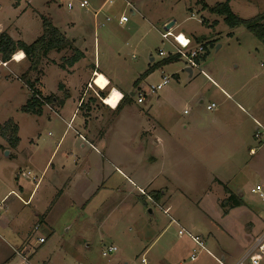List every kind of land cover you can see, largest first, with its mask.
<instances>
[{
  "label": "rangeland",
  "instance_id": "1",
  "mask_svg": "<svg viewBox=\"0 0 264 264\" xmlns=\"http://www.w3.org/2000/svg\"><path fill=\"white\" fill-rule=\"evenodd\" d=\"M82 1L23 0L16 8L18 0H0V25H12L14 39L33 43L43 34L45 16L75 43L71 49L52 52L40 71L31 74L36 85L44 78L43 88L49 94L44 97L58 99L45 105L41 114L22 111L30 99V91L21 80L29 62L17 63L12 58L6 67L0 64V126L13 121L20 127L18 147L22 152L10 149L0 136V201L8 189L16 188L15 180L26 178L28 173L36 180L45 178L42 188L53 189L54 201L72 181L70 190L60 198L62 203L52 211L53 236L35 250L37 255L17 264H140L145 251L150 252L146 255L148 264H160V255L171 247L172 260L165 257V264H219L217 259L222 261L223 257L224 264H239L243 240L255 224L259 228L257 214L264 220V203L252 193L257 185H264V41L243 26L229 27L223 16L203 7L229 1L237 17L249 20L264 13V0H127L136 4L135 15L126 0H117L103 8L97 26L95 12L106 0H86L88 9L79 6ZM69 3L73 9L68 8ZM122 15L129 19L125 26L118 24ZM166 22H175L170 30L174 35L192 37L193 49L204 48L199 68L192 74L183 60L166 63L174 50L173 39L162 38ZM75 45L85 57L69 74V68L63 70L61 65L73 57ZM160 51L165 54L161 56ZM94 69L109 77L124 95L147 92L163 77H169V83L143 104L130 96V101L124 102V98L117 106L119 100L115 99L120 93L113 89L106 98L107 106L101 101V92L107 88L104 93L108 95L111 88L103 75L96 74L95 91H86ZM65 78L69 85L62 83ZM137 81L139 85L134 87ZM69 93L75 103L74 99L68 103L67 112L57 110L60 102L68 101ZM212 103L217 108L208 111ZM76 108L78 119L69 125ZM82 119L85 125L80 126ZM162 135H166L165 145L171 146L165 150L170 170L143 190L146 195L107 161L103 168L91 146L108 147L115 142L110 157L119 161L128 153L136 172L143 175L144 170L158 165ZM53 153V164L45 170ZM102 170L111 176L108 185L120 186L123 195L135 190L130 198L133 208L129 202L124 204V197L117 201L111 195L112 207L99 209L103 203L99 205V201L108 194L83 208ZM158 188L156 200L151 196ZM226 188L247 205L238 209L223 206L228 198ZM44 195L41 190L37 200ZM13 201L14 196L7 203L0 202L2 215L6 206L11 211ZM68 203L73 205L69 209L65 207ZM17 208H21L20 203ZM29 209H23V214L32 215ZM107 210L112 212L99 226L95 222L103 219ZM165 213L179 219L186 232L200 235L212 256L188 241L187 233L180 236L177 225L163 232L169 224ZM41 234L51 236L38 232V244ZM112 244L118 251L104 257L103 251ZM193 249L195 262L190 260Z\"/></svg>",
  "mask_w": 264,
  "mask_h": 264
},
{
  "label": "crops",
  "instance_id": "2",
  "mask_svg": "<svg viewBox=\"0 0 264 264\" xmlns=\"http://www.w3.org/2000/svg\"><path fill=\"white\" fill-rule=\"evenodd\" d=\"M22 1L23 0H18V2L15 4L16 8H18L20 6ZM27 1H29V0H27ZM131 4L134 7V11L132 12V14L135 15L136 12H138V10L136 8V4L135 3L134 4L131 3ZM94 19H95V24L97 22L96 26L99 25L98 18L94 17ZM167 23L168 22H166L165 24H167ZM69 25L71 26V25H75V24L70 23ZM12 27L13 26L11 25L8 28H5V27H2L0 25V35L3 34V33H6L14 41H22V40H19V39H14L11 36ZM60 31L62 32V30H60ZM63 33L67 36L66 32H63ZM18 34L20 35V32ZM189 38H191L192 41L194 42V39L192 37H189ZM75 49L79 50V48L76 47V45H75ZM84 57H85V55H84ZM23 60H25V56H24V58L21 61H23ZM21 61H19V62H21ZM79 63L77 65H75L73 68H70L69 69L70 72L66 71V73L70 74L72 71L77 70L78 67H79L78 66ZM9 64H10V62L8 63V65ZM55 66H57V65H55ZM45 73H46V71H45ZM96 74L103 75V78L109 84L108 85L109 88L115 89V90L119 91L120 93L125 94L123 91H120L119 89H117V87H115L113 85V82L111 81V79H109V77H107L102 72L96 71V69L93 70L91 78L87 82V85L89 84V82L91 80H94ZM44 76H45V74H44ZM65 77L67 78L68 76L65 75ZM66 78H65V80H61V81H63L62 82L63 84L69 85L68 84L69 81H67ZM43 80H44V78H43ZM43 80H41L39 82V84L36 85V89L39 90L43 96H48L49 94L43 88V86H44ZM67 89H68V91H71V93H72V90L71 89L69 90V86H67L66 90ZM103 90H105V89H103ZM30 97L31 96L29 95V98ZM72 99H74V96H73V94L72 95L70 94V96L68 97V101H64L63 105L60 106L57 110L63 111V112H67L68 111L67 109L69 107L68 103H70L72 101ZM119 99L120 98L116 97L115 102H118ZM104 100H105L104 103L106 101H108V100H106V98ZM73 102L75 103V99L73 100ZM109 102H111V100H109ZM111 104H109L110 108H111ZM115 104L117 105L118 103H115ZM79 113H80V111L76 108L75 111L72 113V117H71V120H70L69 124L70 123H75V121H77ZM120 117H121V115H120ZM80 124H81L80 126H83V124L85 125V120L82 119ZM19 132H20V127H19ZM160 138L159 139L162 140V143H163L162 145L163 146H160L157 149V153L159 155L158 156L159 161L157 163L158 165H156L155 167L147 168L146 170H144L142 172L143 175H141V173H139L138 171L136 172L135 167L130 162V157H129L128 153H127L129 151L128 147L125 148V151H124V152L127 153V155L124 156L123 158H121L118 161L117 159H113V158L110 157V153H111L112 149L114 148V146L116 145L115 142L113 144L108 145V147L107 146H101V145L96 147V146H93L92 144H91V146L96 151V154L98 155V160H99L98 163H101L103 168L105 167L104 163L107 161L108 165L109 164L113 165L114 169L120 175H122L127 181H129L134 186H136L137 189L146 190V189H148L151 186H154L156 184V182L159 180V175L163 177L165 175V173H166V170H170V168L166 164V156H165L166 151L165 150H166V148L171 147V146H166L165 145L166 144V135H164V136L162 135ZM1 147H2V145H1ZM17 151L19 153H22L20 151L19 147H18ZM104 154H105V156H104ZM20 156H17V157H20ZM31 157H32L31 155L28 156L29 162H30V158ZM54 158L55 157H54V153H53L52 156L49 158V160L47 162L45 170L47 169V167L49 166V164L51 162L53 164ZM81 161H85V160L82 159ZM153 172H157V173H153ZM29 175H30V173H28L27 177L24 178V179H22L21 177L16 179L15 180L16 181V188L11 187L10 189H8L7 193H5L3 195V197H2V199L0 201V202L7 203L10 200V198L13 197V196L16 197V201H17V202L13 201L11 203V205H10L11 211L10 212H9L10 209L6 206L5 211H4L5 213L3 215L0 213V264H17L19 262L24 263L25 259H30L33 256L37 255V252H35V250H40V248H41L40 246L47 244L48 240L54 234V229L52 227V220H51V215H52L53 209H55L57 206H59L62 203V199H60V198H62V196H64L63 194H65L67 191H69L70 188L72 187V181L70 179V181H69L70 184L66 188L64 187V189H63L64 193L61 192L59 197H57L55 199V201H54V199H53V194H54L53 189L51 187L42 188L45 178L42 179V177H41L40 179L36 180L35 178L33 179V178L29 177ZM173 176H174V174H173ZM99 179H100V181L96 185L95 190L90 195L91 198H89V200L85 201V203L82 205L83 208H86V206L88 204H90L94 199H96L98 196H101L102 194L103 195L104 194H108V196H105L103 200L99 201V205L103 202L99 206V209L100 208H105V209L109 210L112 207V206H110V204L112 203L111 195L114 196L117 201L120 200L122 197H124V202H125L124 204H126V202H129V206L132 205L131 208H133V204L131 203L130 198L133 195L132 193L135 191L134 189L131 190L130 192H128L127 195H125V194L123 195L124 191H123V189H121L120 186H116L115 185L114 187H111L112 185L111 186L108 185V183H109V181L111 179V176L107 177V175L105 174V171H103V170H102V175L99 177ZM73 180H74V178H73ZM159 189L160 188H158V190H153L154 192L157 193L158 197H159V194H158L157 191H159ZM41 190L44 191V193H45L44 196L45 197L43 199L40 198V199L37 200V196L41 192ZM56 190H59V188H56ZM154 192H152V193L154 194ZM161 195L163 196L162 197L163 199L166 198L165 197V195H166L165 192H161ZM151 197H153V196H151ZM228 197H229V195H228ZM160 199H161V197H160ZM241 200L243 201V199H241ZM18 202L20 203L21 208H17V206L19 204ZM243 203H244V205L246 204L244 201H243ZM74 205H76V207L77 206L78 207L81 206L79 204L77 205V203H74ZM71 206H73V205L70 204V203L65 205V207H67L68 209ZM27 207L30 208L29 210L32 212V215H31V213H29V215L28 214H23V209H25ZM242 207H245V206H242ZM239 208H241V207H239ZM99 209H97V213L99 212ZM235 209H238V208H235ZM108 210L104 211L106 213L105 217L103 219H99V220L97 218L95 223L99 224V226H103V224L105 222V219H107L108 216L112 212V211L108 212ZM149 210H151V214H154V211L152 209L149 208ZM165 214H167V213H165ZM27 216H28V218H27ZM167 216L169 217L168 214H167ZM3 217H4V219H3ZM253 217H254V215H253ZM256 217H258L256 219H257V224L259 225V228L256 229V227H255L256 224H255L253 226V232L251 234H248L247 237H245V240H243L244 241V242H242L243 246L240 248L241 256H243V258L250 251V249L252 248V246L254 245L256 240L264 235V228H262L264 220H261L260 217H262V216L259 217L258 214H257ZM29 224H30V226H29ZM172 225H177V226L180 227V229L178 231V234H179V232L181 230H184L186 232V230L181 226L180 220L177 219L176 217H169V224L163 230V232H165L168 229V227L172 226ZM40 231L41 232L45 231V232L48 233V235H51L48 238L47 235L41 234L39 239L40 238H45L46 239L45 243H43V244H38V241L35 239L36 234L38 232H40ZM187 233L188 234H192L193 236L197 237L201 242H203V246L204 247L207 244V243H205L203 241V239H201L200 235H196V234H193L191 232H187ZM180 236H182V235H180ZM187 237L189 238L188 241H190L196 247L197 245L195 244V242L189 236H187ZM110 246L117 247L116 244H112ZM167 247L168 246H166V248ZM197 247H199V246H197ZM173 249L174 248L171 247V248L165 249L162 252V254L160 255V264L161 263L165 264L163 262L165 259L167 260V258H165V257H168L169 260H172L170 258H171V255H173L172 253H174ZM200 250H201V252H206V253H208L209 255L212 256L211 252H209L206 248H205V250L200 248ZM6 251H7V253H6ZM149 253H150L149 251H145L143 253L141 259L143 258V256L146 258V255L149 254ZM195 261H192V262H195ZM217 261L219 262L221 260L217 259ZM28 262H29V260H27V263ZM221 262H223V264H224V262H225V258L224 257L222 258ZM180 264H181V262H180ZM260 264H264V255L261 258Z\"/></svg>",
  "mask_w": 264,
  "mask_h": 264
},
{
  "label": "trees",
  "instance_id": "3",
  "mask_svg": "<svg viewBox=\"0 0 264 264\" xmlns=\"http://www.w3.org/2000/svg\"><path fill=\"white\" fill-rule=\"evenodd\" d=\"M203 8L205 10H209L213 14L223 16L225 23L229 27L236 28L243 26L260 40L264 41V13L249 20L241 19L233 13L229 1L219 3L214 7L204 5ZM42 26L43 34L31 44H27L23 41H14L6 33L0 35V60L3 63L11 62L13 56L19 52H23L25 59L30 64L28 71L22 76L21 80L29 89L31 96L27 104L23 106L22 111L31 115L41 114L45 105L53 104L55 100H58L54 96L44 97L41 92L36 89V81L31 79V74L38 73L40 71V66L43 60L48 58L52 52L60 53L64 50L71 49L74 45V41L70 40L63 32H61L49 18L45 16L42 17ZM83 58L84 54L75 49L73 57L70 59H64V64H62L61 67L63 70L66 66L69 69L73 68ZM178 60L179 57L174 56L166 60V63H173ZM196 61L199 65L201 62V56ZM138 85L139 81L134 83V87ZM101 97L105 98L106 94L101 92ZM130 100V94H126L124 102ZM59 105L62 106L63 102H60ZM121 106L122 105L117 108V111L121 109ZM18 134L19 127L13 121L6 122L4 125L0 126V136L6 141L9 148L12 150H16L19 146L20 138ZM226 193L229 197L225 202H223V206L231 205V208L244 206L243 201L228 188H226ZM152 195L153 199H158L157 194Z\"/></svg>",
  "mask_w": 264,
  "mask_h": 264
},
{
  "label": "built area",
  "instance_id": "4",
  "mask_svg": "<svg viewBox=\"0 0 264 264\" xmlns=\"http://www.w3.org/2000/svg\"><path fill=\"white\" fill-rule=\"evenodd\" d=\"M115 1H117V0H106L104 6L100 10L95 12V18L99 17V15L101 14V12H102V10H103V8L105 6H107L109 4H113ZM125 4H126V6L129 9L134 11V7L129 1L126 0ZM79 6L81 8H83V9H88L89 8V3L86 0H84V1L79 3ZM68 8L69 9H73L74 5L72 3H69L68 4ZM106 20H107V22L111 21L110 18H106ZM128 22H129V19L125 15H122L119 18V20H118V24L120 26H125ZM102 26H104V24ZM182 36H183V40H181ZM162 38L164 40H169L170 38L173 39V41H171V44H172L174 50L172 52H170L172 57L178 56L180 60H183L186 63L187 69L193 70V69L199 68V65H198L196 60L204 52V48L203 47H199L198 49H193L192 46H193L194 42L192 41V39L187 37V36H185V35H183V34H181V33H179L177 35H174L171 31H169V32H166V33L162 34ZM164 54L165 53L163 51H160V55L161 56H163ZM15 57L16 56H13V60L18 62L15 59ZM0 62H1L0 64L5 66V67L8 65V63H3L1 60H0ZM95 81L96 80H92V82L87 85L86 91H90V90L95 91L93 89V86H92V84L97 86ZM168 83H169V77H163V80H162V82L160 84H158L157 86H151L150 89L147 92L142 91V90L135 91L134 92V98H136L138 104H143L145 102V100L149 96L156 95L157 92L162 90ZM106 89L102 90V92L104 93V91H106ZM111 90H113V89H111ZM111 90L109 91L108 95H106V97H108L110 95ZM86 91H85V93H86ZM96 94L98 95V93H96ZM124 98H125V95L120 93V100H119L118 105L123 102ZM101 101L104 103L103 98L101 99ZM216 108H217V106L214 103L209 104L207 106V110L208 111H214V110H216ZM140 192L143 195H146V193L143 190H140ZM252 193L255 194V195H258L259 198L261 199V201L264 203V185H257L255 188L252 189ZM185 233H187V232H185L184 230H181L179 232L180 235H184ZM188 235L195 242V244L197 246H199L201 249L205 250V247L203 246V242H201L197 237L193 236L192 234H188ZM45 241H46L45 238H40L39 239V243L40 244L45 243ZM117 251H118L117 247L110 246V247L105 248V250L103 251L102 255L104 257H108L110 254L115 253ZM263 255H264V235L256 240V242L254 243V245L252 246L250 251L241 260V262L239 264H246V261H248L249 264H260V261H261V258H262ZM196 259H197V254L195 253V250H194L193 254L190 257V260L191 261H195ZM219 263L223 264L221 261H219ZM140 264H148L145 257H143L141 259V263Z\"/></svg>",
  "mask_w": 264,
  "mask_h": 264
},
{
  "label": "water",
  "instance_id": "5",
  "mask_svg": "<svg viewBox=\"0 0 264 264\" xmlns=\"http://www.w3.org/2000/svg\"><path fill=\"white\" fill-rule=\"evenodd\" d=\"M175 25V22H171L169 24L166 25L165 30L166 32H169ZM153 60V59H152ZM190 74H192V70L191 69H186ZM130 96L133 98L134 97V92L130 93ZM149 212L151 213V210H149Z\"/></svg>",
  "mask_w": 264,
  "mask_h": 264
},
{
  "label": "bare ground",
  "instance_id": "6",
  "mask_svg": "<svg viewBox=\"0 0 264 264\" xmlns=\"http://www.w3.org/2000/svg\"><path fill=\"white\" fill-rule=\"evenodd\" d=\"M181 40H183V36L181 37ZM24 53L23 52H19L17 55H16V57H15V59L19 62V61H21L23 58H24ZM95 78H96V75H95ZM94 78V80H96ZM111 92H112V90H111ZM119 92V91H118ZM120 93V92H119ZM111 94V93H110ZM110 96V95H109ZM107 98V97H106ZM104 100V99H103ZM120 100V99H119ZM105 101V100H104ZM119 103V102H118ZM106 104V103H105ZM107 105V104H106ZM108 106V105H107ZM117 106H118V104H117ZM116 106V107H117ZM110 107V106H109Z\"/></svg>",
  "mask_w": 264,
  "mask_h": 264
}]
</instances>
